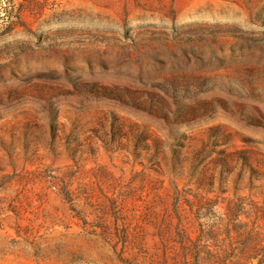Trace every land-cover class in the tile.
I'll return each instance as SVG.
<instances>
[{
	"label": "rangeland",
	"instance_id": "obj_1",
	"mask_svg": "<svg viewBox=\"0 0 264 264\" xmlns=\"http://www.w3.org/2000/svg\"><path fill=\"white\" fill-rule=\"evenodd\" d=\"M195 195L264 213V0H0V264H193Z\"/></svg>",
	"mask_w": 264,
	"mask_h": 264
},
{
	"label": "trees",
	"instance_id": "obj_2",
	"mask_svg": "<svg viewBox=\"0 0 264 264\" xmlns=\"http://www.w3.org/2000/svg\"><path fill=\"white\" fill-rule=\"evenodd\" d=\"M184 201L183 204L188 206V211L193 215V223L198 225V236L192 241L194 248V263L202 264H264V244L261 238L264 237V213L254 212L251 224L241 219L243 213L242 203H234L229 201L226 207V213L223 216L212 218V222L207 223L202 219L207 216L203 214V209L208 210L206 205L209 204L203 196H194V199L186 197H177V202ZM182 203V202H181ZM218 205L217 202H210V207ZM184 218L180 216V225H183ZM188 228V227H187ZM183 233L187 229L183 227ZM225 231L230 243L234 247H238L236 251L227 252L219 244L221 233Z\"/></svg>",
	"mask_w": 264,
	"mask_h": 264
}]
</instances>
